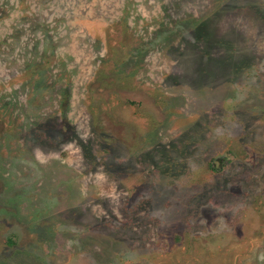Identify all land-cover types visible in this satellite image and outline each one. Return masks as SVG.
Segmentation results:
<instances>
[{
    "label": "rangeland",
    "instance_id": "374dc122",
    "mask_svg": "<svg viewBox=\"0 0 264 264\" xmlns=\"http://www.w3.org/2000/svg\"><path fill=\"white\" fill-rule=\"evenodd\" d=\"M0 264H264V0H0Z\"/></svg>",
    "mask_w": 264,
    "mask_h": 264
}]
</instances>
